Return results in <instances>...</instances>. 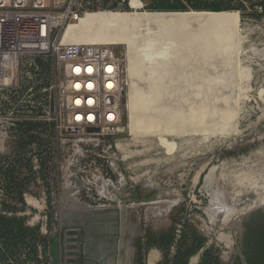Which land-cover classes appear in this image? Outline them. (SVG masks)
Masks as SVG:
<instances>
[{"label": "rangeland", "instance_id": "rangeland-1", "mask_svg": "<svg viewBox=\"0 0 264 264\" xmlns=\"http://www.w3.org/2000/svg\"><path fill=\"white\" fill-rule=\"evenodd\" d=\"M74 1L100 16L125 80L118 149L102 158L111 135L61 142L48 121L0 124V184L6 178L13 217L0 229L1 257L55 234L60 240L71 214L124 210L137 264L153 252L158 264H233L243 223L264 199V0ZM212 4L221 12H209ZM150 15L182 16L191 37L176 40L171 55L159 48L162 35L154 41L158 30L141 45L140 28L126 23ZM136 120L152 127L129 141ZM98 170L120 187L97 190Z\"/></svg>", "mask_w": 264, "mask_h": 264}, {"label": "built area", "instance_id": "built-area-1", "mask_svg": "<svg viewBox=\"0 0 264 264\" xmlns=\"http://www.w3.org/2000/svg\"><path fill=\"white\" fill-rule=\"evenodd\" d=\"M65 1L0 0V124L7 128L52 122L56 139L72 146L111 135L113 143L105 148L106 156L101 155L109 158L114 156L109 150L117 148L114 141L118 138L113 134L118 132L125 80L112 47L61 42L64 26L87 13L78 11L74 0ZM61 6L63 13L56 11ZM254 10L262 8L255 6ZM31 163L38 172L34 155ZM98 173L99 179L93 182L97 190L120 187L107 173ZM5 181L0 184V214L10 216L2 209ZM47 250L48 243L38 241L25 246L16 258L0 255V264H49Z\"/></svg>", "mask_w": 264, "mask_h": 264}, {"label": "flooded vegetation", "instance_id": "flooded-vegetation-1", "mask_svg": "<svg viewBox=\"0 0 264 264\" xmlns=\"http://www.w3.org/2000/svg\"><path fill=\"white\" fill-rule=\"evenodd\" d=\"M258 224L247 229L243 223L241 248L237 251L246 263L244 252L251 257L263 236ZM65 226L69 229L59 240V264H137V235L129 229L121 211H80L71 214Z\"/></svg>", "mask_w": 264, "mask_h": 264}, {"label": "bare ground", "instance_id": "bare-ground-1", "mask_svg": "<svg viewBox=\"0 0 264 264\" xmlns=\"http://www.w3.org/2000/svg\"><path fill=\"white\" fill-rule=\"evenodd\" d=\"M126 20L129 17H125ZM120 24V20H119ZM131 24L132 26H136L140 28V35H139V43L142 45L144 41L148 40V33L153 30H158L159 33L155 34V40L158 42V39H162L160 37H164V42L159 48H163L164 51L168 50L166 53L171 55L169 48L173 46V43L180 38L184 39L183 41L189 39L191 37V33L184 27L183 25V17L182 16H175V15H150V16H142V17H132L129 19V23L127 22L126 25ZM125 25V26H126ZM124 26V28H125ZM126 29V28H125ZM126 32V30H124ZM222 29L218 32L222 33ZM160 34V35H159ZM162 35V36H161ZM180 36V37H179ZM61 42L65 44H99V45H107L103 43V36H102V23L101 18L98 14L95 13H86L83 17H81L77 22H71L64 26L62 34H61ZM146 43L145 46L147 49L151 50L153 48V44ZM156 44V43H155ZM167 47V48H166ZM158 48V49H159ZM153 50V49H152ZM156 50V49H155ZM160 50V49H159ZM156 50L158 54L160 51ZM114 51V50H113ZM233 52V51H230ZM229 52V54H230ZM156 53L153 54L155 55ZM116 54V53H115ZM156 54V55H157ZM227 57V56H226ZM241 59V58H240ZM212 70V68H208V70ZM210 70V71H211ZM215 72V71H214ZM143 73L140 71L137 73L135 79L139 85L142 84L144 78L142 77ZM217 76V75H216ZM224 75L221 76V78ZM131 123L129 124V131H133ZM152 125L142 123L139 120L134 122V131L132 132L129 141H135L141 135L142 130H148ZM156 127V125L154 126ZM126 144H123V146ZM119 147H123L121 144L118 145ZM147 187V186H146ZM260 206H264V199L261 200ZM82 205L72 204L70 208L77 209ZM237 224V221H236ZM238 226V225H236ZM236 228V227H235ZM157 258L156 253H152L150 255V263ZM149 261V260H148ZM153 263V262H152Z\"/></svg>", "mask_w": 264, "mask_h": 264}, {"label": "trees", "instance_id": "trees-1", "mask_svg": "<svg viewBox=\"0 0 264 264\" xmlns=\"http://www.w3.org/2000/svg\"><path fill=\"white\" fill-rule=\"evenodd\" d=\"M208 9L210 10L209 12H221L222 7L220 6V4H212L210 7H208ZM2 209L5 212L9 211V209L5 207V202L2 204ZM11 219H13V217L0 214V229L3 227L6 221H9ZM263 219L264 216L259 211V213L257 212L249 216V218L245 222V226L247 227V229H251L253 225L259 223L258 224L259 229L261 231L263 230V236H261L258 245H255L253 250V255L250 257L246 254V252H244V255L247 259V264H264V227L262 226L264 225V221H262ZM233 264H241L238 257H235Z\"/></svg>", "mask_w": 264, "mask_h": 264}, {"label": "water", "instance_id": "water-1", "mask_svg": "<svg viewBox=\"0 0 264 264\" xmlns=\"http://www.w3.org/2000/svg\"><path fill=\"white\" fill-rule=\"evenodd\" d=\"M123 211L121 210V213H123V216H124L125 211L124 212ZM257 211H261L264 213V206H259L257 208ZM234 240H235V237H234ZM238 253H239V251H237L236 254H238ZM238 256H239L242 264H247L246 260L244 259V257L240 253L238 254ZM48 257L50 259V264H59V237L56 234L52 235L49 238V241H48Z\"/></svg>", "mask_w": 264, "mask_h": 264}, {"label": "crops", "instance_id": "crops-1", "mask_svg": "<svg viewBox=\"0 0 264 264\" xmlns=\"http://www.w3.org/2000/svg\"><path fill=\"white\" fill-rule=\"evenodd\" d=\"M156 256H157V258H155L151 263H150V256H148V259H147V264H158V262H159V259H160V255H159V253H156ZM149 260V261H148Z\"/></svg>", "mask_w": 264, "mask_h": 264}]
</instances>
